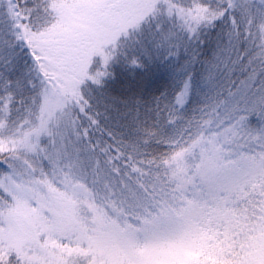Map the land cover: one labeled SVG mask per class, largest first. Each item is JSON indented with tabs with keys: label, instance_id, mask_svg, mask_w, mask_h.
Listing matches in <instances>:
<instances>
[{
	"label": "snow or ice",
	"instance_id": "obj_1",
	"mask_svg": "<svg viewBox=\"0 0 264 264\" xmlns=\"http://www.w3.org/2000/svg\"><path fill=\"white\" fill-rule=\"evenodd\" d=\"M0 264H264V0H0Z\"/></svg>",
	"mask_w": 264,
	"mask_h": 264
}]
</instances>
